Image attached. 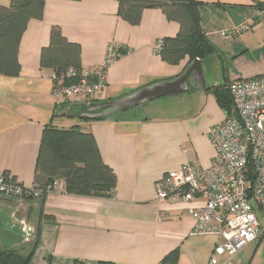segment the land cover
<instances>
[{
    "label": "crops",
    "instance_id": "1",
    "mask_svg": "<svg viewBox=\"0 0 264 264\" xmlns=\"http://www.w3.org/2000/svg\"><path fill=\"white\" fill-rule=\"evenodd\" d=\"M196 1L202 30L220 56L200 60V76L189 70L181 91L129 105L133 117L142 116L124 120L114 117L127 106L121 101L177 79L194 60L184 56L170 64L152 50L157 40L177 35L178 22L153 7L130 24L119 15L117 0H44L42 18L31 19L21 37L18 75L0 74V175L31 188L44 127L78 126L94 136L116 185L110 197L57 191L43 199L0 195V248L27 253L38 232L29 264L208 263L215 238L193 233L187 211L200 202L158 200L155 184L185 162L210 165L214 149L207 132L225 118L214 89L224 92L230 82L264 74V0ZM245 20L251 29L233 38L221 35ZM52 26L79 45L81 67L100 64L111 42L128 49L108 66L102 93L80 106L57 98L53 71L40 66ZM100 113L103 120L91 118ZM21 225L31 230L26 238ZM237 260L264 264V225Z\"/></svg>",
    "mask_w": 264,
    "mask_h": 264
},
{
    "label": "built area",
    "instance_id": "2",
    "mask_svg": "<svg viewBox=\"0 0 264 264\" xmlns=\"http://www.w3.org/2000/svg\"><path fill=\"white\" fill-rule=\"evenodd\" d=\"M249 29L245 20L221 35L233 38ZM162 45L163 40H157L152 50L159 54ZM127 51L111 42L100 64L53 74V94L74 104L97 97L105 87L108 66ZM227 91L231 111L207 132L214 149L210 165L185 162L155 184L158 200L200 202L187 211L193 233L215 238L207 264H238L239 252L259 237L264 225V75L230 82ZM52 191L64 192V186L57 180L43 188H27L0 175V195L5 197L40 198ZM21 229L26 238L31 230L25 225Z\"/></svg>",
    "mask_w": 264,
    "mask_h": 264
},
{
    "label": "trees",
    "instance_id": "3",
    "mask_svg": "<svg viewBox=\"0 0 264 264\" xmlns=\"http://www.w3.org/2000/svg\"><path fill=\"white\" fill-rule=\"evenodd\" d=\"M117 1L119 15L130 24H138L142 11L153 7L160 8L168 19L178 22L177 35L164 38L159 52L160 57L167 63L176 64L184 56L199 60L215 53L220 56L218 49L202 30L198 1ZM43 9L44 0H10L8 5L0 4V74L18 75L20 65L17 53L21 37L31 19L42 18ZM39 62L42 68L51 69L56 75L70 68L78 69L81 67L80 47L77 43L67 40L57 26H52L49 43L41 49ZM214 92L220 105L229 113L232 100L228 91L214 89ZM105 117H96L93 120H103ZM57 180L63 181L64 192L94 197H110L116 185V176L103 162L91 133L81 131L78 126L56 128L48 124L42 131L34 185L43 188ZM35 240L33 248L27 253L15 248H0V264H29L38 240V232ZM73 264L84 262L75 260Z\"/></svg>",
    "mask_w": 264,
    "mask_h": 264
},
{
    "label": "water",
    "instance_id": "4",
    "mask_svg": "<svg viewBox=\"0 0 264 264\" xmlns=\"http://www.w3.org/2000/svg\"><path fill=\"white\" fill-rule=\"evenodd\" d=\"M189 70L196 73L198 76L201 74V64L199 59H194L191 64L189 65L187 71L184 73V75L178 77L177 79L165 83H160L153 85L151 87H146L142 90H139L136 92L132 97H129L128 99H125L124 101H121L125 103L127 106H118L119 109H123L122 112L118 113L117 115H114L115 118L118 119H139L141 118L142 114H136L134 117L132 116L133 111L131 109H127L129 105L137 106L141 102L145 100H149L152 98L160 97L162 95H166L168 93H174L181 91L180 84H184V80L186 79V76L189 72ZM107 106V105H106ZM116 110H113L110 112V114H113ZM105 116L103 114H94L91 118L101 117Z\"/></svg>",
    "mask_w": 264,
    "mask_h": 264
},
{
    "label": "rangeland",
    "instance_id": "5",
    "mask_svg": "<svg viewBox=\"0 0 264 264\" xmlns=\"http://www.w3.org/2000/svg\"><path fill=\"white\" fill-rule=\"evenodd\" d=\"M237 36H239V35H237ZM236 37V36H235ZM260 75H264V74H260Z\"/></svg>",
    "mask_w": 264,
    "mask_h": 264
}]
</instances>
